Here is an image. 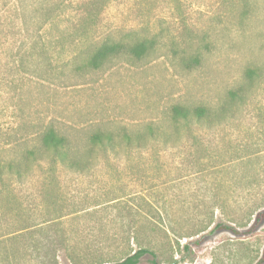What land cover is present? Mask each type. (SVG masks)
<instances>
[{
  "label": "rangeland",
  "instance_id": "rangeland-1",
  "mask_svg": "<svg viewBox=\"0 0 264 264\" xmlns=\"http://www.w3.org/2000/svg\"><path fill=\"white\" fill-rule=\"evenodd\" d=\"M104 39H147L153 49L76 68ZM249 67L263 75L245 78ZM241 84L247 99L228 100ZM176 103L233 113L175 124ZM48 127L82 151L100 130L114 148L95 147L83 170L46 152L36 161L29 151ZM0 160L25 173L0 177V264H104L139 245L155 258L137 264H255L264 246V220L250 227L264 205V0H0ZM218 222L238 232L213 229Z\"/></svg>",
  "mask_w": 264,
  "mask_h": 264
},
{
  "label": "trees",
  "instance_id": "trees-1",
  "mask_svg": "<svg viewBox=\"0 0 264 264\" xmlns=\"http://www.w3.org/2000/svg\"><path fill=\"white\" fill-rule=\"evenodd\" d=\"M152 41L151 40H137L134 43H128L125 41H117L112 39H104L99 42H93L91 47L88 49L87 56L77 64L76 68L79 69H99L103 67L106 63L114 60L118 56L126 55L128 58H144L152 50ZM82 52V51H81ZM81 52L79 53L82 56ZM78 53H75L71 56L72 61H76ZM262 72L258 68H247L245 70V78L252 80L255 77L262 76ZM249 86L247 84H241L233 89L228 91L227 99L232 102H244L249 96ZM232 108L229 105H219L217 110L211 109L207 105H186L176 103L171 106L170 116L172 121L177 123H184L186 125L195 124L197 126L205 125V122L210 121L211 118L215 120H222L232 116ZM149 132L153 135L154 129L152 125H148ZM145 133H137L135 135L139 140L144 138ZM122 139L125 144H133L134 139L132 135L124 132ZM40 145L35 146L29 151L32 155V158L36 161L44 159L47 155L53 161L62 162L67 167L76 170H83V168H90L93 160L91 159L93 149L95 147L106 146L108 148L113 147V136L111 134L96 130L90 133L88 137V148L86 151L80 150L77 146H72V142L67 135L55 129L54 127L46 128L40 135L39 138ZM141 146V143L138 144ZM4 174H10L17 179H20L25 175L23 170L15 166L12 163L4 164L0 160V177ZM264 220V205L257 210H255L254 217L250 224V227L255 226L256 224ZM213 229H227L234 233H237L238 230L231 224L218 222L213 226ZM150 254L152 260L155 258V253L147 246L139 245L134 251L127 253L124 257L116 260L115 262H106L104 264H137L140 261V258L144 254ZM42 258V256H41ZM44 261V259H42ZM264 262V246L262 249L261 257L256 261L255 264H262Z\"/></svg>",
  "mask_w": 264,
  "mask_h": 264
}]
</instances>
